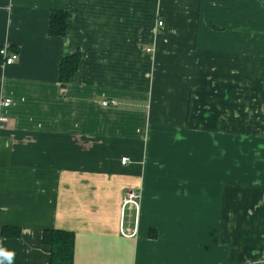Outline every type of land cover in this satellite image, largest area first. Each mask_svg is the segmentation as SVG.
Returning <instances> with one entry per match:
<instances>
[{
    "label": "crops",
    "instance_id": "1",
    "mask_svg": "<svg viewBox=\"0 0 264 264\" xmlns=\"http://www.w3.org/2000/svg\"><path fill=\"white\" fill-rule=\"evenodd\" d=\"M0 46L12 264H50L49 228L73 264H264V0H0Z\"/></svg>",
    "mask_w": 264,
    "mask_h": 264
},
{
    "label": "trees",
    "instance_id": "2",
    "mask_svg": "<svg viewBox=\"0 0 264 264\" xmlns=\"http://www.w3.org/2000/svg\"><path fill=\"white\" fill-rule=\"evenodd\" d=\"M71 13L68 10L54 9L50 16L49 33L52 36H65L69 29ZM1 49V46H0ZM81 52L77 51L69 56L63 57L60 67V81L63 86L68 85L79 68ZM0 63L2 56L0 55ZM5 235H20L19 229L4 228ZM155 237V231L151 232ZM43 242L50 247V264H73L75 234L72 231L49 228L43 232Z\"/></svg>",
    "mask_w": 264,
    "mask_h": 264
},
{
    "label": "built area",
    "instance_id": "3",
    "mask_svg": "<svg viewBox=\"0 0 264 264\" xmlns=\"http://www.w3.org/2000/svg\"><path fill=\"white\" fill-rule=\"evenodd\" d=\"M157 26L159 29L164 28V22L162 19H158ZM151 48H147V51H151ZM0 55L2 56V63L4 65H12L14 64L17 60H19V53L17 51L11 50L8 46H3L0 49ZM11 103L10 99H6L3 102V105L8 106ZM116 102L114 101H104L103 105L108 106V105H115ZM2 121H5L6 118H1ZM128 161V158L125 157L123 158L122 162L126 163ZM140 197V194L137 193L134 190L127 191L125 193V198H124V204L125 205H134L138 208L139 202L138 198Z\"/></svg>",
    "mask_w": 264,
    "mask_h": 264
},
{
    "label": "clouds",
    "instance_id": "4",
    "mask_svg": "<svg viewBox=\"0 0 264 264\" xmlns=\"http://www.w3.org/2000/svg\"><path fill=\"white\" fill-rule=\"evenodd\" d=\"M14 255V252L8 251L5 248L0 247V264H5V261H7V264H12Z\"/></svg>",
    "mask_w": 264,
    "mask_h": 264
}]
</instances>
